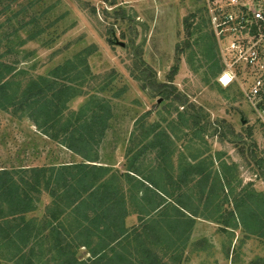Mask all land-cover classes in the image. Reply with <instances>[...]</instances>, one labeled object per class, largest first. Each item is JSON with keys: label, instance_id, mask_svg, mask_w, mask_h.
<instances>
[{"label": "rangeland", "instance_id": "374dc122", "mask_svg": "<svg viewBox=\"0 0 264 264\" xmlns=\"http://www.w3.org/2000/svg\"><path fill=\"white\" fill-rule=\"evenodd\" d=\"M26 1L18 0L21 4ZM19 7L12 5L14 9ZM9 14H0V52L7 50L3 32L9 30L8 24L17 25L21 19L8 22ZM33 15L39 23L54 24L48 29L54 41L46 44L40 37L28 40L29 27L19 30L20 40H15L12 52L22 49L19 58L27 57L17 67L42 73L84 49L92 74L98 76L96 83H111V89L100 93L112 100L115 110L98 151L99 164L123 170L128 141L131 136L140 137L141 122L137 120L145 118L144 126L158 124L156 130L165 131L174 140L175 151L169 156L173 182L165 179L160 183L167 193L180 180L183 159L192 164L202 162L205 174L218 171L222 163L229 167L230 186L223 189H211L215 183L212 174L203 195L198 189L199 175L192 174L186 184H180L175 191L182 200L176 205L183 212L179 221H174L179 215L173 208L175 203L166 197L165 207L162 204L152 212L148 202H134L127 210L126 226H140L144 220L140 217L147 212L155 217L153 225L161 243L151 242L148 248L160 253L163 264H264V237L251 233L238 215V225L225 224L230 222L233 198L242 189L251 197L244 211L249 213L256 199L263 200V207L254 208L264 215V107L253 106L244 96V89L253 80L251 69L245 65L235 66L236 79L226 87L216 83L217 76L209 79L205 74L212 62L204 53L210 27L206 21L207 0H36ZM212 54L213 62L224 68L220 48L218 52L213 49ZM13 57L11 54L6 60ZM85 100L76 97L69 107L76 109ZM184 111L199 115L203 129L199 138L190 139L195 130L190 131V123L180 125L179 112ZM155 158L152 153L144 159L141 170L145 175L151 177L155 171L160 174ZM79 160V156L40 133L28 119L0 111V168ZM48 203L49 198L42 194L37 208L27 217H40ZM73 220L70 217V223ZM74 249L79 260L91 258L87 247ZM138 250L132 243L121 253L126 260H137ZM43 252L44 259L52 256L47 249ZM0 260V264H14L7 256Z\"/></svg>", "mask_w": 264, "mask_h": 264}, {"label": "trees", "instance_id": "16d2710c", "mask_svg": "<svg viewBox=\"0 0 264 264\" xmlns=\"http://www.w3.org/2000/svg\"><path fill=\"white\" fill-rule=\"evenodd\" d=\"M14 4L20 7L14 9ZM35 5L36 0H27L23 4L18 0H0L3 9L0 14L10 13L8 22L21 18L17 25L8 24L9 30L6 28L3 32L7 50L0 52V111L12 117L28 119L40 133L79 156L80 160L0 168V258L7 256L14 264H163L160 253L148 248L151 242L161 243V235L153 225L155 217L147 212L140 217L141 221L144 219L140 226L134 224L129 228L124 222L129 206L146 201L152 205L149 209L152 212L162 204L165 207L167 197L175 203L173 208L179 215L174 221H179L178 217L183 212L176 205L182 200L175 191L180 184H186L192 174L199 175L198 189L203 195L212 174L215 183L211 189L215 191V186L223 189L226 185L230 186L229 167L222 163L218 171L210 170V174H205L206 167H201L204 165H201L202 162L192 164L183 159L179 164L180 180L171 193H167L160 183L165 179L173 182L169 173V156L175 151L172 150L174 140L165 131L156 130L158 124L144 126L145 118L137 120L141 122L138 125L140 137L131 136L128 141V159L123 163L124 169L112 170L99 164L98 151L115 110L112 100L101 97L100 93L111 89V83H96L98 76L92 74L84 49L42 73L35 74L17 67L27 57L26 54L19 58L22 49L12 52L15 40H20L17 36L19 30L29 27L26 29L28 40L40 37V41L46 44L54 41L48 32L54 24L36 21L37 16L33 15ZM26 15L28 20L24 19ZM206 21L210 25L208 16ZM45 34L47 36H42ZM204 40V53L208 60H212L205 74L210 76L209 79L218 77L223 67L213 62L212 52L213 49L218 52V47L210 27ZM11 54L13 59L6 60ZM80 96L86 97L85 102L76 109L70 108L71 100ZM259 105L264 107V100ZM179 116L181 126L190 123V131L195 128L190 139L199 138L198 133L203 131L199 115L184 111L179 112ZM149 133L154 136L150 137ZM152 153H155L156 168L160 174L155 171L150 177L144 174L141 166ZM245 190L234 196L230 222L225 224L238 225V215L251 233L264 237V215L254 208L263 207V200L253 201L248 207L250 212L246 213L244 209L251 197L244 195ZM42 194L49 198L42 215L27 217L37 208L36 203ZM70 217L74 218L72 223ZM132 243L139 248L138 259L126 260L123 257L125 253L121 252L127 247L130 249ZM80 246L89 249L91 258L82 261L76 257L74 248ZM44 249L52 254L50 258L44 259Z\"/></svg>", "mask_w": 264, "mask_h": 264}, {"label": "built area", "instance_id": "2783aa9c", "mask_svg": "<svg viewBox=\"0 0 264 264\" xmlns=\"http://www.w3.org/2000/svg\"><path fill=\"white\" fill-rule=\"evenodd\" d=\"M207 15L225 65L217 82L230 85L235 66L245 65L253 80L244 96L259 105L264 100V0H207Z\"/></svg>", "mask_w": 264, "mask_h": 264}]
</instances>
